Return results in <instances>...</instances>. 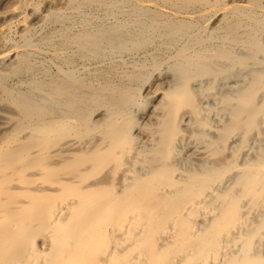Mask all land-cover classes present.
Returning a JSON list of instances; mask_svg holds the SVG:
<instances>
[{
	"label": "bare ground",
	"instance_id": "6f19581e",
	"mask_svg": "<svg viewBox=\"0 0 264 264\" xmlns=\"http://www.w3.org/2000/svg\"><path fill=\"white\" fill-rule=\"evenodd\" d=\"M240 1L121 0L126 24L70 40L95 60L165 46L156 87L158 62H136L121 84L58 68L27 92L8 90L0 70V264H264V151L240 162L264 131V0ZM18 10L0 14V40ZM6 56L20 71L26 58ZM217 80L248 85L205 132L200 98Z\"/></svg>",
	"mask_w": 264,
	"mask_h": 264
},
{
	"label": "rangeland",
	"instance_id": "374dc122",
	"mask_svg": "<svg viewBox=\"0 0 264 264\" xmlns=\"http://www.w3.org/2000/svg\"><path fill=\"white\" fill-rule=\"evenodd\" d=\"M76 1L79 6L77 5L76 8L72 7L70 9L69 7H66V3L64 0H21L19 2L4 1L3 3L7 2L5 4H3L2 1L0 2V14L2 15L1 17L3 19L7 18L6 13L11 8H13L14 5L19 9L18 11L20 13L19 17L15 18L14 20H11L10 24L6 27L4 34L2 35L1 38L2 40H0V56H1L0 70L2 74L5 73L4 75L5 76L7 75L6 76L7 78L6 77L4 78V84L6 88L14 92H27L30 90V84L32 80H43L45 79V77H47L48 74L50 75L55 73L58 70V68H63L65 70H70V71L72 70L78 71L77 73L76 72L74 73L78 74V76H80L81 79L83 78L87 81H91V83L96 81H102V82H107L109 84L111 83L121 84L122 82H126L128 80L126 76L130 74V72L132 71V68L130 67L136 64V62L142 65L146 64L147 66L152 65L153 62L161 63L162 66L160 71L158 73H155L151 77V80H149L147 85L148 86L147 88L156 87L157 84H159V81H157L159 80L158 77L164 75L167 72V67L169 65L167 63L170 62L169 55L171 56L173 52L167 50L165 46L160 47L159 43H155L148 50L140 53L141 55L138 54L137 55L138 58L136 56L134 57L133 56L122 57L120 55L115 56L112 55L110 52H107L105 53L103 59H96V60L90 59L89 57L86 56L85 52L78 51L76 45L70 42L76 40V38H78L80 34L83 33L82 31L84 32L89 31L92 33V32L102 31V29L103 30L111 29L116 27L117 25L118 26L122 25L123 20H124L123 24L124 23L126 24L128 21L127 19H129V17L127 16L128 11H126L127 8L123 3H121V0H94V1L76 0ZM226 1L227 3L235 2L238 4L240 3L241 5H245V3L241 2L240 0H234V1L226 0ZM48 5H50V7ZM48 7L53 8L55 10L65 9L64 14L62 15L63 17L62 16L58 17L57 15H54L55 17L54 16L50 17L49 19L45 20L43 23L39 24L38 26L29 27L31 26V22L33 20L34 22H32V24H35L36 22L35 17L38 16L40 13L44 12V10L46 11L47 9H49ZM38 10L40 12H38ZM263 10H264V6H263ZM116 13L119 15L117 16ZM241 20H242L241 24L243 25L238 30V34L240 36H243L248 29L247 27H245L246 22H244L243 17L242 19H240V21ZM119 22L121 24H119ZM197 22H198L197 20H194L193 23L196 25L201 24L200 21L198 23ZM115 24L116 26H114ZM212 26H214V24H212ZM27 27L30 29H28ZM211 27L208 28L206 31L203 32L201 31V33L200 31L196 30L194 32V35L200 34L201 36H203L204 39L205 38L208 39L209 36L211 35V32L213 31ZM260 36H261L260 37L261 41L264 42V31L260 34ZM217 41L218 40L216 39L215 42L214 41L207 42V45L210 46L216 44ZM26 43H28L30 46L27 47L25 45ZM236 49L239 50L240 48L237 47ZM10 51L14 52L15 55H22V57L24 56V59L26 58L21 66L20 69L21 72L14 70L15 65L12 64L10 58L8 59V57L6 56ZM4 56L6 58H4ZM9 70L11 71L9 72ZM247 80H243L245 83H243V81L241 82L230 81L226 83L227 81L217 80V82L214 83L213 90L211 92H205V95L200 98L202 107L204 108L202 111V116L204 117L202 118L204 119V121L207 120L206 123L207 125H209L206 126V128L204 129L205 132L206 131L210 132L212 129H215L216 127L220 126L222 124L221 122H225V120H228L229 117L227 111H225L226 110L225 98H227L228 96L234 98L237 95L238 91H240L243 87H245L244 84L246 85L248 83ZM223 83H225L224 85L227 86L228 89L223 85ZM205 85H206L205 87H207L209 85L208 82H206ZM235 86L240 88H236ZM2 98L3 96H1L0 94V104ZM188 129H186V133L184 132L185 134V137H183L184 141L182 140L183 141L182 143L184 144L181 145L186 146L194 143L192 132L190 131L191 129L190 130ZM262 133L260 132V135H255L253 136V138L252 137L250 138V141L247 143L246 147L242 150V154L240 156L241 163H243L247 158L250 159L252 156H255L257 151L259 150L264 151L263 150L264 131ZM185 138L187 141H185ZM236 143H234L235 146L233 142L229 144L226 150V155L229 156L231 155L230 152L233 153L236 149H238L239 142ZM183 152L184 153L182 155L185 157L183 156L181 157L186 159L188 153L186 152L185 149H183ZM186 165L189 166L190 163Z\"/></svg>",
	"mask_w": 264,
	"mask_h": 264
}]
</instances>
